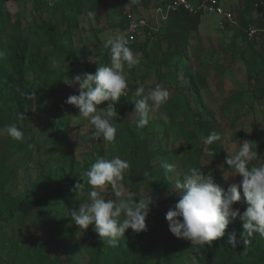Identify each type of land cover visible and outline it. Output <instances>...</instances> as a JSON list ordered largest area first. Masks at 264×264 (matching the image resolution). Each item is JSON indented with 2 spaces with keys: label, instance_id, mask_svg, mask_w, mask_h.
Listing matches in <instances>:
<instances>
[{
  "label": "rangeland",
  "instance_id": "1",
  "mask_svg": "<svg viewBox=\"0 0 264 264\" xmlns=\"http://www.w3.org/2000/svg\"><path fill=\"white\" fill-rule=\"evenodd\" d=\"M219 1L221 8L232 12L237 19L256 22L255 0ZM1 2L0 49L7 51V58L0 60V97L17 93L16 50L26 46V61H34L37 65L26 72V80L33 86L35 97L28 98L32 104H25L23 118L16 110L0 114V128L15 123L25 133L24 142L0 135V169L3 172L0 215L10 216L13 206L42 200L47 194L56 203L47 214L38 211L23 214L16 223L0 232V264H137L140 258L138 243L143 238L141 232L128 229L119 246L110 247L92 226L84 230L72 222L70 209L87 201L88 185L85 184L87 191L83 197L74 203L64 202L60 197L61 189L69 190L80 178L78 176L89 169L87 166L102 157V152L105 159L119 156L130 161L128 150L136 138L146 140L144 150L153 153L150 165L167 181L166 190L157 194L129 178L121 182L126 194L140 195L143 189V195H152L153 203L145 221L147 257L144 264H204L206 245L200 247L173 235L166 213L179 199L176 182L182 181L190 168H198L206 176L210 174L215 183L225 189L232 183H239L242 177L234 176V170L229 169L225 161L227 154L238 150L243 140L250 141L256 148L259 157L253 163H264L263 41L249 43L232 27L222 31L219 17L204 16L198 30L189 34L186 57L180 60L181 69H178L161 63L168 50L166 31L156 33L147 44H143L142 35L140 45L132 48L141 62L131 70L125 69L129 96L126 100L121 97L115 106L119 126L116 139L107 142L103 138L93 139L94 129L79 116L78 108L66 103L68 96L79 94L78 89L63 82L39 96L41 88L57 84V78L67 71L59 53L61 49L50 45V39L57 41V33L62 35L69 23L62 13L66 8L64 0H56L52 9L39 6L34 0H10L4 9ZM81 3L83 14L68 44L86 65L99 62L104 55L110 64V51L103 47L104 41L122 33L126 13L138 12L144 7L137 0H103L102 9L93 12L87 0ZM154 3L155 0L148 10L134 14L152 18ZM47 23L52 27L46 28L44 24ZM159 28L155 25V31ZM158 38L162 41L157 48ZM53 60L59 67L52 66ZM184 64L192 70L199 85L206 82L201 99L192 98L195 93L182 69ZM139 84L145 86V94L156 85L170 92L168 101L151 114L152 119L144 128L136 127L132 103L138 99L135 90ZM107 103L101 107H106ZM200 117L206 131L200 129ZM213 131L227 135L229 142L205 145L204 138ZM165 163L176 166L174 173L169 174L171 179L165 174ZM102 195L115 198L110 186L103 189ZM136 200L138 202V197ZM247 206L243 194L241 201L234 205L241 212ZM242 224L239 217L231 220L225 236L211 242L215 250L213 264H222L228 259L226 250L244 245L232 247L228 243V233L232 230H236L239 239ZM249 241L245 245L248 248L244 247L238 259L229 264H264V237L253 234Z\"/></svg>",
  "mask_w": 264,
  "mask_h": 264
},
{
  "label": "clouds",
  "instance_id": "2",
  "mask_svg": "<svg viewBox=\"0 0 264 264\" xmlns=\"http://www.w3.org/2000/svg\"><path fill=\"white\" fill-rule=\"evenodd\" d=\"M110 51V64L99 66L95 74H76L64 83L78 89V95L68 96L66 103L79 109V116L88 121L94 129L93 139L103 138L113 142L118 132L116 104L121 97H127L128 81L125 69L131 70L138 66L141 57L129 46L126 34H117L106 39L103 43ZM7 58V51L0 49V60ZM53 67H59L57 61H52ZM28 98L35 97V93L27 94ZM134 113L137 117L136 127L144 128L152 119V113L165 104L170 92L160 85L150 88L145 94V86L139 84L135 90ZM108 102L106 107H101ZM23 118V114L21 116ZM7 135L18 142L25 141V133L15 123L0 128V135ZM229 142L227 135L218 131L211 132L204 138L205 145L213 142ZM256 148L252 143L243 140L238 150L227 154L225 163L234 170V176H240L239 183H232L226 189L215 183L212 176L204 175L198 168H190L184 174L182 181H177L175 188L179 190V199L174 207L166 213V220L170 232L178 238H185L197 246L210 245L212 241L225 236L231 220L237 217L243 222V232L239 239L236 230L228 233V243L232 247L250 241L251 237L259 234L264 237V163L259 165L253 161L258 159ZM165 174L174 173L175 164L163 165ZM130 169V161L115 156L111 159L97 158L90 168L83 174V183L74 187L76 197H79L89 186L88 199L78 207L70 209L72 222L79 229L93 231L110 247L119 246L128 229L139 233L146 229V218L153 203L152 195L126 194L122 181ZM149 176L148 172L144 173ZM169 175V179H171ZM110 186L114 192V199L105 198L102 191ZM244 197L248 205L241 210L234 205ZM138 197V202L136 198ZM182 218V220L180 219Z\"/></svg>",
  "mask_w": 264,
  "mask_h": 264
},
{
  "label": "trees",
  "instance_id": "3",
  "mask_svg": "<svg viewBox=\"0 0 264 264\" xmlns=\"http://www.w3.org/2000/svg\"><path fill=\"white\" fill-rule=\"evenodd\" d=\"M10 0H2L1 5L5 9V4ZM16 1V0H14ZM39 6H42L44 8H54L56 6V0H48L52 3L50 6L48 3H42L39 0H34ZM90 4V10L95 12L99 11V9H102L103 0H87ZM170 0H155V3L153 4V7H160L165 6ZM256 1V0H255ZM66 4V8L63 9V15L65 17V21H68V25L66 27V30L61 35L60 32L57 33V41L50 39V45H53L55 47H58L60 50V54H62L63 60L65 62L66 72L62 73L57 79L58 83L53 85H45L41 90L39 91V96H42L44 92H46L48 89L52 90L54 86L62 85V83L65 80L71 79L72 76L76 74H82V73H90L95 74L99 66H105L109 63L107 60V57L104 55L99 62H95L93 65H86L84 64L80 58H77L74 52V47L72 45H69L68 41L71 40L72 36V30L78 28V18L83 14V8L81 0H64ZM137 2L142 5L144 8L139 9L138 12L131 11L132 13H139L143 10H148L152 7L153 0H137ZM68 7V8H67ZM73 12V17L70 18V13ZM236 17V16H235ZM237 19V18H236ZM239 23L242 26H246L248 23L246 21V18H242V20H239ZM126 14L124 15L123 21H122V33L125 34L127 31L126 27ZM201 22L200 16H193L190 15L188 12L184 10H178L176 12H172L169 16V20L163 24L162 28L159 31H166V37L165 41L168 43V50L166 53V59L164 62L161 63L166 64L168 66L177 67L180 68V60L186 57V46L187 41L189 38V34L191 32H195L198 30V27ZM46 28L52 27L51 25L44 24ZM230 28V27H229ZM239 35L243 37L246 41L245 35L242 34L239 30H237ZM158 33V32H157ZM145 42L143 44L150 43V41L153 39V36L156 35V33L152 34V36H148V34H145ZM59 36V37H58ZM69 39V40H68ZM162 40L160 38L156 39V45L157 48L160 47V44ZM71 43V42H70ZM250 43V42H249ZM137 45H140L139 42H134L132 45H130L131 49ZM27 47L23 46L22 48L15 51L14 55V62H15V77L18 84V90L16 94H9L8 97H0V114L3 113H10L13 110H16L20 115H24V112H26L27 106L26 103L31 106V102L28 100L29 93H33V86L30 85V83L26 80V72L30 68H35L37 65L36 62L32 61L31 63H28L26 61V55H27ZM57 49V48H56ZM184 67L182 68L183 71L186 74V77L191 80L193 87V92L195 93V96H192L193 99H201L202 96V88L206 87V82L202 81V83L199 85L198 81L196 80L195 76H193L192 70L188 67V65L184 64ZM170 82V79H169ZM68 86V85H67ZM73 88V87H71ZM127 97H122L123 99H127ZM170 103V102H169ZM168 103V104H169ZM199 126L202 131H206V126H204V120L202 117L198 118ZM146 145V140H142L141 138H136L131 144L129 151V160L130 162V169L128 173L125 175V178L122 182L126 181V179H131V181L141 183L142 185L149 188V190L152 191V193H161L164 192L167 188V181L166 178L162 175L157 173L154 168L150 165L153 153L144 150V147ZM103 152L100 154V156L103 157ZM90 168V166H87V169ZM148 172L149 176L145 177L144 173ZM1 175H3L2 170L0 169V179ZM80 178L77 179V182L69 187V190L61 189L60 193L64 200V202H71L74 203L78 198L83 197V193L87 191V187L85 186L83 193L76 197V192L73 190L75 185L79 183H83L82 179H85L82 176H78ZM68 184H65L67 186ZM3 191L2 188H0V203L3 202ZM56 203L55 199L51 198L50 194H47L42 200H33V201H26L21 202L17 206H13L10 211V216L6 215H0V232L4 229L9 227L10 224H14L17 222V219H20L23 214L28 215L33 212L38 211L40 214L45 213L47 214L51 210V205ZM1 206V205H0ZM1 208V207H0ZM47 211V212H46ZM3 223V224H2ZM142 239L139 241V254L140 258L137 264H144V259L147 257V254L145 253V247L147 246L146 237L147 233L144 231L141 232ZM245 239L249 240V237H246ZM245 245L240 246L238 249L234 250H226L227 260L223 261L222 264H229V261H233L235 259H238L239 253L242 252V249ZM215 257V250L213 248L212 243L210 245L206 244V258L204 264H213Z\"/></svg>",
  "mask_w": 264,
  "mask_h": 264
},
{
  "label": "built area",
  "instance_id": "4",
  "mask_svg": "<svg viewBox=\"0 0 264 264\" xmlns=\"http://www.w3.org/2000/svg\"><path fill=\"white\" fill-rule=\"evenodd\" d=\"M42 3L51 2L48 0H39ZM256 9L257 20L250 22L245 27L242 26L236 19L235 15L230 11H225L221 8L219 0H170L167 5L156 7L152 18L137 16L132 12L126 13V35L129 39V46L134 42H139L142 35L152 36V34L159 32L163 24L169 20L172 12L184 10L193 16H217L220 18L219 28L225 31L228 27L239 30L245 35V38L250 43L263 41L264 43V0H256L253 6ZM155 25L159 28L155 31ZM264 46V45H263Z\"/></svg>",
  "mask_w": 264,
  "mask_h": 264
},
{
  "label": "crops",
  "instance_id": "5",
  "mask_svg": "<svg viewBox=\"0 0 264 264\" xmlns=\"http://www.w3.org/2000/svg\"><path fill=\"white\" fill-rule=\"evenodd\" d=\"M255 14V13H254ZM252 17H254V16H252Z\"/></svg>",
  "mask_w": 264,
  "mask_h": 264
}]
</instances>
